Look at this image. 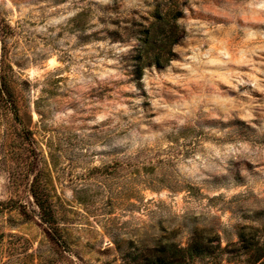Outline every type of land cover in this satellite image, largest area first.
<instances>
[{"label":"rangeland","instance_id":"1","mask_svg":"<svg viewBox=\"0 0 264 264\" xmlns=\"http://www.w3.org/2000/svg\"><path fill=\"white\" fill-rule=\"evenodd\" d=\"M156 1L0 0L26 111L0 102V264H144L159 242L211 230L224 247L264 222V0H183L174 59L134 80L122 55Z\"/></svg>","mask_w":264,"mask_h":264},{"label":"trees","instance_id":"2","mask_svg":"<svg viewBox=\"0 0 264 264\" xmlns=\"http://www.w3.org/2000/svg\"><path fill=\"white\" fill-rule=\"evenodd\" d=\"M183 0H157L155 10L140 21H133L129 40L131 48L122 55L124 67L130 78L138 80L144 69L150 66L163 67L175 57L174 46L185 35V28L179 23L183 15ZM17 78L12 75L6 62L3 48L0 49V102L14 118L26 115L24 99ZM28 114V113H27ZM22 134L26 131L23 124ZM28 144V142H27ZM29 192L39 211V218L50 226L61 239L56 217L55 204L46 190V181L36 173ZM21 212L25 213L24 205ZM218 235L211 230L195 233L185 246L174 242H159L146 253L141 254L144 264H191L195 259L210 258L212 264L225 261H242L244 264H264V222L260 225H246L239 229L237 240L224 247L214 240Z\"/></svg>","mask_w":264,"mask_h":264}]
</instances>
